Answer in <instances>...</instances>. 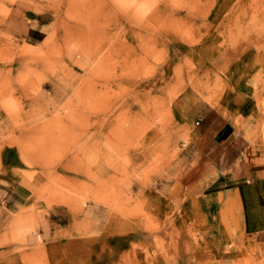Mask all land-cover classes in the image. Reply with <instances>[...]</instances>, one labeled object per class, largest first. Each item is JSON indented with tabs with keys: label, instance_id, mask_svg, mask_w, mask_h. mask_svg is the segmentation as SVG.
<instances>
[{
	"label": "rangeland",
	"instance_id": "obj_1",
	"mask_svg": "<svg viewBox=\"0 0 264 264\" xmlns=\"http://www.w3.org/2000/svg\"><path fill=\"white\" fill-rule=\"evenodd\" d=\"M217 112L263 161L264 0H0V264H264Z\"/></svg>",
	"mask_w": 264,
	"mask_h": 264
},
{
	"label": "crops",
	"instance_id": "obj_2",
	"mask_svg": "<svg viewBox=\"0 0 264 264\" xmlns=\"http://www.w3.org/2000/svg\"><path fill=\"white\" fill-rule=\"evenodd\" d=\"M214 120L216 127L212 139L222 148L221 154H227L230 159L224 168L231 169V174H227L224 184L232 186L231 190L240 195L248 211L244 222L239 220L238 224L242 223L249 232H255L257 225H264V218H257L254 212L260 206L264 207V160L252 164L251 160L246 162L244 159L251 149H254V154L261 153L262 149L252 146L248 138L238 130L234 120L220 112L216 113Z\"/></svg>",
	"mask_w": 264,
	"mask_h": 264
},
{
	"label": "bare ground",
	"instance_id": "obj_3",
	"mask_svg": "<svg viewBox=\"0 0 264 264\" xmlns=\"http://www.w3.org/2000/svg\"><path fill=\"white\" fill-rule=\"evenodd\" d=\"M105 19V18H104ZM107 26V25H106ZM107 46V45H106ZM103 61V60H102ZM108 61V60H107ZM124 61V60H123ZM100 62V61H99ZM111 65H112V63H111ZM110 65V66H111ZM109 66V65H108ZM98 67V66H97ZM6 69V68H5ZM132 69V68H131ZM138 69V68H137ZM27 72V71H26ZM95 72V71H94ZM102 72V71H101ZM105 72V71H104ZM19 75V74H18ZM121 75V74H120ZM20 79V78H19ZM25 79V78H24ZM126 80V79H125ZM122 81V80H121ZM124 82V81H123ZM105 91V90H104ZM106 92V91H105ZM56 94V93H55ZM94 94V93H93ZM96 94V93H95ZM108 96V95H107ZM45 98V97H44ZM97 98V97H96ZM88 100V99H87ZM96 101V100H95ZM94 102V101H93ZM89 104V103H88ZM95 104V103H94ZM95 106V105H94ZM94 109V108H93ZM90 110V109H89ZM91 110H92V108H91ZM90 110V111H91ZM86 117V116H85ZM85 121V120H84ZM63 164V163H62Z\"/></svg>",
	"mask_w": 264,
	"mask_h": 264
}]
</instances>
